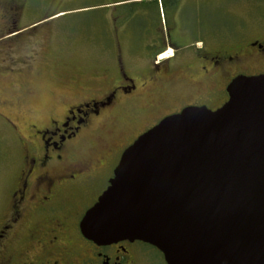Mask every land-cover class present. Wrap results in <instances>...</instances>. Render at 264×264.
I'll return each instance as SVG.
<instances>
[{
  "label": "flooded vegetation",
  "instance_id": "obj_1",
  "mask_svg": "<svg viewBox=\"0 0 264 264\" xmlns=\"http://www.w3.org/2000/svg\"><path fill=\"white\" fill-rule=\"evenodd\" d=\"M179 5L180 0L171 14ZM164 37L145 47L148 61H142L144 47V56L128 44L124 51L133 55L116 50L114 79L90 88L92 97L67 105L62 114L31 124L20 137L21 165L6 200L8 218L0 224V264H166L159 250L141 241L98 244L82 234L81 222L114 180L123 152L139 136L186 110L214 112L228 101L236 79L264 74L246 73L242 67L245 61L264 64V41L213 48L202 37L190 45H182L169 31ZM124 109L135 112L128 120L135 136L128 138L113 165L111 154L101 161L77 157L86 134L113 125ZM5 123L17 130L8 118ZM105 168L108 172L101 174Z\"/></svg>",
  "mask_w": 264,
  "mask_h": 264
},
{
  "label": "water",
  "instance_id": "obj_2",
  "mask_svg": "<svg viewBox=\"0 0 264 264\" xmlns=\"http://www.w3.org/2000/svg\"><path fill=\"white\" fill-rule=\"evenodd\" d=\"M234 84L222 108L167 117L123 152L86 238L141 241L166 264H264V74Z\"/></svg>",
  "mask_w": 264,
  "mask_h": 264
},
{
  "label": "rangeland",
  "instance_id": "obj_3",
  "mask_svg": "<svg viewBox=\"0 0 264 264\" xmlns=\"http://www.w3.org/2000/svg\"><path fill=\"white\" fill-rule=\"evenodd\" d=\"M116 1L0 0V224L8 218L6 200L21 165L20 137L31 124L62 114L67 105L92 97L90 88L114 79L116 50L125 57L133 55L132 50L124 51L128 44L144 56L143 47L145 51L154 40L163 42L168 31L182 45L201 37L213 48L264 41V0H180L175 14L161 12V24L143 31L139 39L132 34V20L116 27L112 19ZM140 1L151 0L135 2ZM96 5L102 6L89 8ZM146 20L147 25H155ZM16 31L15 37L8 36ZM144 57L142 61L151 60L146 51ZM242 67L246 73L264 70V64L250 61ZM134 113L121 110L113 125L87 133L77 157L101 161L111 154L113 165L128 138L135 136L128 121ZM105 172L106 168L101 174Z\"/></svg>",
  "mask_w": 264,
  "mask_h": 264
},
{
  "label": "trees",
  "instance_id": "obj_4",
  "mask_svg": "<svg viewBox=\"0 0 264 264\" xmlns=\"http://www.w3.org/2000/svg\"><path fill=\"white\" fill-rule=\"evenodd\" d=\"M135 1L136 0H118L112 3L116 5L114 6V11L112 12V19L114 20L116 27H120L124 22L132 20L131 29L135 35V39H139L140 36H142L141 33L143 31L153 30L155 26L161 24V12L165 15L167 12L169 13V11L175 10L178 6V0H161L159 3L153 0L140 2ZM100 6L102 5L91 6L89 8ZM138 12L148 14V17H137L136 15ZM148 18L155 22L154 26L147 25L146 19Z\"/></svg>",
  "mask_w": 264,
  "mask_h": 264
},
{
  "label": "bare ground",
  "instance_id": "obj_5",
  "mask_svg": "<svg viewBox=\"0 0 264 264\" xmlns=\"http://www.w3.org/2000/svg\"><path fill=\"white\" fill-rule=\"evenodd\" d=\"M168 54H170V53H168ZM168 54L161 56L160 59H165Z\"/></svg>",
  "mask_w": 264,
  "mask_h": 264
}]
</instances>
